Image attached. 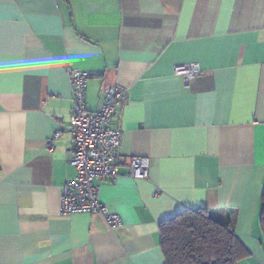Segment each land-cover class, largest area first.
<instances>
[{"label": "crops", "instance_id": "crops-1", "mask_svg": "<svg viewBox=\"0 0 264 264\" xmlns=\"http://www.w3.org/2000/svg\"><path fill=\"white\" fill-rule=\"evenodd\" d=\"M69 67L91 73V111L127 90L116 153L149 171L96 179L118 226L61 213ZM263 192L264 0H0V264H166L160 222L200 207L234 219L238 264H264Z\"/></svg>", "mask_w": 264, "mask_h": 264}, {"label": "built area", "instance_id": "built-area-1", "mask_svg": "<svg viewBox=\"0 0 264 264\" xmlns=\"http://www.w3.org/2000/svg\"><path fill=\"white\" fill-rule=\"evenodd\" d=\"M177 73L186 78L203 73L196 62L176 66ZM68 76L73 89V106L68 131L74 143L67 148L68 161L77 170L76 175L62 186L61 213L71 215L78 212L101 214L112 227L122 223L118 213L111 212L100 198L102 180L120 174V166L128 167V173L135 178L148 175L149 168L143 157L122 156L116 153L121 130L114 125V115L119 103L127 97V90L118 86L105 89L100 109L87 108L86 97L91 73L85 69L68 68ZM63 127L54 132L58 138Z\"/></svg>", "mask_w": 264, "mask_h": 264}, {"label": "trees", "instance_id": "trees-1", "mask_svg": "<svg viewBox=\"0 0 264 264\" xmlns=\"http://www.w3.org/2000/svg\"><path fill=\"white\" fill-rule=\"evenodd\" d=\"M166 264H238L250 254L234 219L221 220L205 208H187L160 222ZM260 227L264 236V192Z\"/></svg>", "mask_w": 264, "mask_h": 264}]
</instances>
